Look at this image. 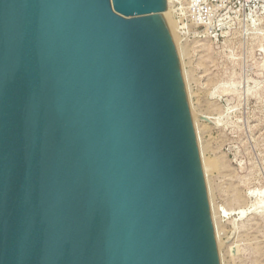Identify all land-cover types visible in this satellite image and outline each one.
I'll use <instances>...</instances> for the list:
<instances>
[{
  "label": "water",
  "instance_id": "obj_1",
  "mask_svg": "<svg viewBox=\"0 0 264 264\" xmlns=\"http://www.w3.org/2000/svg\"><path fill=\"white\" fill-rule=\"evenodd\" d=\"M0 264H219L165 0H0Z\"/></svg>",
  "mask_w": 264,
  "mask_h": 264
},
{
  "label": "rangeland",
  "instance_id": "obj_2",
  "mask_svg": "<svg viewBox=\"0 0 264 264\" xmlns=\"http://www.w3.org/2000/svg\"><path fill=\"white\" fill-rule=\"evenodd\" d=\"M186 1L166 3L218 261L264 264V0L207 29L184 19Z\"/></svg>",
  "mask_w": 264,
  "mask_h": 264
},
{
  "label": "built area",
  "instance_id": "obj_3",
  "mask_svg": "<svg viewBox=\"0 0 264 264\" xmlns=\"http://www.w3.org/2000/svg\"><path fill=\"white\" fill-rule=\"evenodd\" d=\"M263 0H187L179 4L184 19L198 28H210V21L218 17L239 15L245 9L258 7Z\"/></svg>",
  "mask_w": 264,
  "mask_h": 264
},
{
  "label": "bare ground",
  "instance_id": "obj_4",
  "mask_svg": "<svg viewBox=\"0 0 264 264\" xmlns=\"http://www.w3.org/2000/svg\"><path fill=\"white\" fill-rule=\"evenodd\" d=\"M167 3L170 1V0H165ZM167 3H166V5H167ZM170 7L168 6L167 7V10H168V15L170 14ZM171 15V14H170ZM176 41V40H175ZM178 41V40H177ZM192 117H194V115H192ZM197 118V117H196ZM193 119V118H192ZM195 119V118H194ZM196 122V121H195ZM195 125V124H194ZM195 128V127H194ZM195 131H196V129H195ZM195 133H197V132H195ZM203 178H204V176H203Z\"/></svg>",
  "mask_w": 264,
  "mask_h": 264
}]
</instances>
